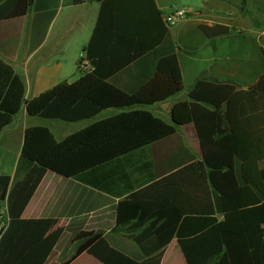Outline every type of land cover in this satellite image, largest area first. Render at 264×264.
<instances>
[{
	"label": "trees",
	"instance_id": "16d2710c",
	"mask_svg": "<svg viewBox=\"0 0 264 264\" xmlns=\"http://www.w3.org/2000/svg\"><path fill=\"white\" fill-rule=\"evenodd\" d=\"M13 1L0 0V9ZM30 1L19 0L16 10L0 18L24 15ZM164 14L154 0H102L82 51L92 69L27 100L22 77L0 58V133L23 104L28 116L42 121L91 120L60 140L46 124L25 128L13 176L0 173V201H6L8 217L0 231V264H44L61 238L59 227L36 240L44 219L21 216L47 170L122 197L116 227L128 224L136 231L128 237L142 255L129 256L101 232L83 230L71 239L73 252L61 264H70L84 251L101 264H160L173 237L187 264H264V72L236 93L240 82L201 73L186 98L171 105V120L154 114L135 95L142 86L149 85L150 95L159 101L183 91ZM199 28L209 38L232 30L221 23ZM233 93L235 102L229 106ZM188 123L194 126L201 160L185 169L197 172L198 180L203 177L199 171L206 170L208 188L166 178L137 190L150 179H131L136 153L175 141V150L161 165L163 172L195 159L177 129ZM172 183L175 198L166 194L165 206H150L145 192ZM249 246L254 256H248Z\"/></svg>",
	"mask_w": 264,
	"mask_h": 264
},
{
	"label": "crops",
	"instance_id": "0c3cea01",
	"mask_svg": "<svg viewBox=\"0 0 264 264\" xmlns=\"http://www.w3.org/2000/svg\"><path fill=\"white\" fill-rule=\"evenodd\" d=\"M101 1L84 0L80 4H74L73 0H31L24 15L0 18V58L10 64L22 77L25 83V100L39 95L59 82H69V77L75 75L74 70H78L79 55L91 36ZM18 2L19 0H14L5 5L0 9V15L16 10L19 6ZM154 2L157 8L164 12L160 0ZM203 2L204 6L197 11L202 19L193 17L194 14L190 11L186 18L169 27L168 39L175 45L182 73L183 91L164 101L154 100L150 95L149 85L142 86L135 93L147 109L167 121L171 120L169 116L171 105L186 98V91L201 73L206 78L240 82L242 87L234 92L236 93L256 82L264 72L261 59L262 30L255 16L256 11L264 8L262 4L257 6L258 3L254 0H203ZM241 17L246 18L244 28L235 24V20ZM202 23L207 25L221 23L232 27V30L230 34L209 38L199 28V24ZM189 34L195 37L188 39L184 37L182 41L180 40L183 35ZM248 34H252L254 38L253 49L256 51L258 48L259 51L258 74L255 66L257 58L250 55L251 49L248 45L242 44V40H245ZM224 36L235 38L241 44L237 46L229 43L224 47V52L220 53L216 40ZM195 38L197 41H194ZM238 47L242 54L236 56L234 51ZM181 55L189 57L188 64L182 66ZM234 93L229 98V106L235 102ZM164 104L166 107H163ZM161 105L163 111L159 109ZM112 112L102 113L100 117ZM58 122L42 121L40 118L28 116L23 104L18 115L0 133V173L13 176L20 157L25 128L28 125H48L57 140L85 126L67 130L63 123ZM177 129L185 146L195 155V159L163 172L161 165L163 166V162L165 164V157L168 158L175 150V141H167L156 148L136 153L133 157L136 169L129 170L131 179H150L136 188L137 190L166 178H172L171 180L184 178L208 188L206 170L199 171L203 177L198 180L195 174L197 172L185 169L192 161L201 160L199 142L193 124L179 125ZM172 184V186L164 185L161 189H148L145 195L150 199L149 205L157 208L165 206L166 194H172L175 198L176 186ZM120 199L122 197L113 196L74 178H67L47 170L21 216L27 219H44L36 240H40L56 228H63L61 238L44 264H61L71 253L66 245L70 236L83 230L101 232L113 247L129 256L140 258L142 255L139 248L128 237L136 231L129 230L128 224L116 227V205ZM0 205L6 209L5 200L0 201ZM254 250V247L249 246L246 251L248 256L251 254L254 256ZM70 264H101V262L84 251ZM160 264H187L175 237L164 247Z\"/></svg>",
	"mask_w": 264,
	"mask_h": 264
},
{
	"label": "rangeland",
	"instance_id": "374dc122",
	"mask_svg": "<svg viewBox=\"0 0 264 264\" xmlns=\"http://www.w3.org/2000/svg\"><path fill=\"white\" fill-rule=\"evenodd\" d=\"M257 1L258 5L257 6H261L264 7V0H254ZM161 2V6L164 8V12L168 13L171 12L175 9H181V8H186V9H190L193 12V17H197L199 19H202V16H199L197 14V11L199 10L200 7L204 6V2L203 0H160ZM262 2V3H261ZM196 14V15H195ZM255 16L257 21L259 22V27L262 30V45L263 46V51L261 49V55H262V69L264 70V8H262L261 11H256L255 12ZM245 20L246 18L241 17L235 20V24L237 26H241L244 28V24H245ZM171 26H174L171 25ZM191 33V32H189ZM194 38L195 36L193 35H183V37L180 38V40L182 41L183 38ZM194 41H197V39L195 38ZM217 47L220 51V53L224 52V47L228 46L229 43H234L235 45L239 46V43L235 38H230V37H219L217 40ZM255 41L254 38L252 36V34H248L247 38L245 40H242V44L248 45L251 49V51L249 52L250 55L255 56L257 58L256 60V74H258V68H259V63H258V56H259V51L258 48H256V51L253 49V45H254ZM234 55L238 56L241 55L242 52L240 51V47L237 48V50L234 51ZM80 57V55H79ZM180 61L182 66H184L185 64H188V62L190 61L189 57L185 56V55H181L180 56ZM187 61V63H186ZM253 66V65H252ZM261 66V65H260ZM261 70V69H260ZM75 71V75H72L71 77H69V82H72L74 80H76V78H78L83 72L81 70H74ZM188 82H186L187 84ZM185 84V85H186ZM168 108V107H167ZM160 110H164L162 105L161 107L159 106ZM50 121V120H49ZM53 121H59L58 123L60 124H64L65 129L67 130H73L75 127L78 126H83V125H87L88 123L91 122V120H84V121H79V122H64V121H60V120H53ZM53 126H55V122H53ZM6 217V209L0 205V222L3 221ZM75 234L70 236V239L67 241L66 245L67 247L70 248L71 253L73 252V245L71 244V239L74 237ZM70 253V254H71ZM70 256V255H69Z\"/></svg>",
	"mask_w": 264,
	"mask_h": 264
},
{
	"label": "built area",
	"instance_id": "2783aa9c",
	"mask_svg": "<svg viewBox=\"0 0 264 264\" xmlns=\"http://www.w3.org/2000/svg\"><path fill=\"white\" fill-rule=\"evenodd\" d=\"M190 11H191L190 9H186V8L175 9L171 12L165 13L163 15V21L168 25L176 24L179 21L186 18ZM77 67L82 72H88L92 69L91 64L84 57L83 52L80 54V57H79L78 62H77ZM7 225H8V217L6 215L5 219L0 222V231L2 232L3 230H5Z\"/></svg>",
	"mask_w": 264,
	"mask_h": 264
},
{
	"label": "water",
	"instance_id": "95a60500",
	"mask_svg": "<svg viewBox=\"0 0 264 264\" xmlns=\"http://www.w3.org/2000/svg\"><path fill=\"white\" fill-rule=\"evenodd\" d=\"M163 107H166V105L164 104Z\"/></svg>",
	"mask_w": 264,
	"mask_h": 264
}]
</instances>
